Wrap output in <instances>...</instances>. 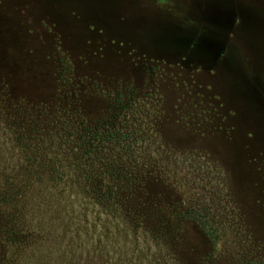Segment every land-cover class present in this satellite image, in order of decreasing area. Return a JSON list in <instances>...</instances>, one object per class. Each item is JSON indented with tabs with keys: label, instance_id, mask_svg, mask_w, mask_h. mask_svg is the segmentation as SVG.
<instances>
[{
	"label": "rangeland",
	"instance_id": "1",
	"mask_svg": "<svg viewBox=\"0 0 264 264\" xmlns=\"http://www.w3.org/2000/svg\"><path fill=\"white\" fill-rule=\"evenodd\" d=\"M0 264H264V0H0Z\"/></svg>",
	"mask_w": 264,
	"mask_h": 264
},
{
	"label": "trees",
	"instance_id": "2",
	"mask_svg": "<svg viewBox=\"0 0 264 264\" xmlns=\"http://www.w3.org/2000/svg\"><path fill=\"white\" fill-rule=\"evenodd\" d=\"M108 167H109V166H108ZM187 218L196 221V222L198 223V225H199L204 231H206V232L208 233L209 237H210L211 239H213V237H214V235H213V230H211L209 224H208L205 220L201 219L200 216H198V214H196V213H195V214L191 213L190 215H187Z\"/></svg>",
	"mask_w": 264,
	"mask_h": 264
}]
</instances>
